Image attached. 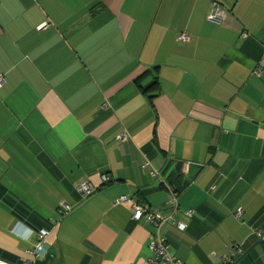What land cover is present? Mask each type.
<instances>
[{"label": "crops", "instance_id": "1", "mask_svg": "<svg viewBox=\"0 0 264 264\" xmlns=\"http://www.w3.org/2000/svg\"><path fill=\"white\" fill-rule=\"evenodd\" d=\"M0 78V264H26L39 230L37 264H145L155 229L120 196L185 225L160 229L181 264L260 239L264 0H0Z\"/></svg>", "mask_w": 264, "mask_h": 264}, {"label": "built area", "instance_id": "2", "mask_svg": "<svg viewBox=\"0 0 264 264\" xmlns=\"http://www.w3.org/2000/svg\"><path fill=\"white\" fill-rule=\"evenodd\" d=\"M223 16V12L216 6L213 5L211 13L208 15V21L211 23L218 24ZM50 24L47 22L41 24L37 30L38 31H44L46 28H48ZM188 40V35L186 32L182 33L178 37V41L180 43H185ZM2 83V80L0 78V85ZM119 139H124L125 135L122 134L118 137ZM188 165L183 164V172H187ZM152 175L155 176L154 172H152ZM108 181V177L106 175L101 176V182L106 183ZM167 191H168V200L166 201V204L171 206L172 211L178 209V194L175 193L171 186L166 185ZM77 192L79 196L82 199L88 198L94 193V190L85 182L80 184L77 187ZM116 204H124L128 205L131 210V220L134 222L142 221L144 223L150 224L154 229L155 233L153 235L152 240H150L147 244V247L149 251L151 252V256L146 259L145 264H181L180 261H178L175 257H173L167 249V244L165 240L160 236V229L164 224L170 223L171 221V215H163L158 210L149 209L140 203H138L133 198H129L127 196H120L117 200H115ZM114 203V204H115ZM61 207L66 212L69 211V207L62 204ZM172 213V212H171ZM192 214L191 211L186 212V216L190 217ZM235 216H239V212L236 211ZM173 223V221H171ZM176 228L180 231H183L185 228V225L182 223H177ZM47 232L45 230H39L37 232V236L34 243V248L31 252H29V260L26 262V264H37L38 260L42 259L46 255V237ZM257 237H263L264 236V230H260L257 233H254ZM241 252L240 246H234L233 249L229 250L228 256L222 260V264H227V262H231L232 258L239 255Z\"/></svg>", "mask_w": 264, "mask_h": 264}, {"label": "trees", "instance_id": "3", "mask_svg": "<svg viewBox=\"0 0 264 264\" xmlns=\"http://www.w3.org/2000/svg\"><path fill=\"white\" fill-rule=\"evenodd\" d=\"M214 5H216V4H214ZM217 6V5H216ZM212 10V9H211ZM222 12H223V16H225V13H224V11L223 10H221ZM210 13H211V11H210ZM209 13V14H210ZM223 16H222V18H223ZM222 18H221V20H222ZM220 20V21H221ZM213 24H215V23H213ZM179 42V41H178ZM155 84H156V78H154L153 79V81L149 84V85H147V86H144V87H142V89L143 90H145V89H147V88H149V87H153V86H155ZM176 166V170H175V173L174 172H170L169 173V175H168V177H167V179H165V180H163L164 182H165V189H166V191H167V188H166V185H169V186H171V189L175 192V193H177L178 195L181 193V190H182V188H183V184L181 185V187H179L178 186V182L180 183L181 182V180L183 179V177H184V172H183V165L182 164H176L175 165ZM162 176V175H161ZM107 183H108V181L106 182V183H103L104 184V186L105 185H107ZM187 184V183H186ZM185 183H184V185H186ZM168 192V191H167ZM167 205V204H166ZM169 208H171V206H169V205H167ZM172 209V208H171ZM170 209V210H171ZM171 221H173L172 219H171ZM170 221V223L169 224H174V225H176V223H172ZM256 236V235H255ZM257 237V236H256ZM264 237V236H263ZM257 238H260V237H257ZM260 239H263V238H260ZM236 246H240V248H241V252L239 253V255H237V256H235V257H233L232 258V261L231 262H234L235 260H236V258H238V256H240L244 251H245V248H244V246H241V245H236ZM227 264H232V263H230V262H227Z\"/></svg>", "mask_w": 264, "mask_h": 264}, {"label": "water", "instance_id": "4", "mask_svg": "<svg viewBox=\"0 0 264 264\" xmlns=\"http://www.w3.org/2000/svg\"><path fill=\"white\" fill-rule=\"evenodd\" d=\"M197 167L199 168V166H197ZM192 179H193V177L191 178V180ZM262 243H264V239L257 240L248 249H246L240 256H238V258H236V260L232 264H237L245 255H247L251 251V249H253L255 246L260 245Z\"/></svg>", "mask_w": 264, "mask_h": 264}]
</instances>
